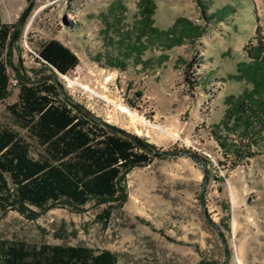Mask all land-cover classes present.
I'll return each instance as SVG.
<instances>
[{
    "label": "rangeland",
    "instance_id": "obj_1",
    "mask_svg": "<svg viewBox=\"0 0 264 264\" xmlns=\"http://www.w3.org/2000/svg\"><path fill=\"white\" fill-rule=\"evenodd\" d=\"M154 2L155 28L166 31L186 18L204 34L171 49L166 41L144 37L147 48L135 51L139 0H35L13 47L10 95L0 98V128L24 138L33 158L45 156V147L9 111L20 92L12 80L17 73L24 76L20 57L30 79L52 74L36 59L44 43L59 41L79 58L74 70L59 76L68 98L158 150H186L205 158L209 181L204 198V169L194 159L150 155L149 164L127 175L128 200L122 208L93 201L79 211L64 204L45 210L26 205L23 213L0 192L6 206H0V242L107 250L117 256V264H226L224 245L208 215L225 237L229 264H264V106L246 109L250 127L228 121V99L235 104L254 88L238 64L251 63L249 51L264 40V0ZM29 4L0 0L1 23L17 24ZM66 77L80 85H71ZM101 96L121 101L155 124L178 129L180 139L152 143L144 130L138 134L120 120ZM237 150L242 157H236ZM110 206L111 217H102Z\"/></svg>",
    "mask_w": 264,
    "mask_h": 264
},
{
    "label": "trees",
    "instance_id": "obj_2",
    "mask_svg": "<svg viewBox=\"0 0 264 264\" xmlns=\"http://www.w3.org/2000/svg\"><path fill=\"white\" fill-rule=\"evenodd\" d=\"M201 6L206 12L207 6L202 2ZM139 8L140 26L132 50L147 48L142 42L144 37L153 43L166 41V49H171L186 40L195 41L204 34L200 26L186 18L177 19L170 29L161 31L154 27V0H139ZM15 28L16 24L0 21L1 99L10 95L8 66L13 63L14 46L11 43ZM249 57L251 63H239L238 72L253 83V91L244 92L235 104L233 98L228 99L232 106L228 121L233 118L236 124L244 123L247 127L250 123L245 114L249 105L264 106L263 39L249 51ZM36 60L62 74L79 64L77 55L56 40L44 43ZM17 74L20 92L18 101L9 106V111L45 147L46 154L33 158L31 145L24 138L13 130L0 128V192L8 195L5 201H14L23 213L27 210L26 205L45 210L64 204L79 211L93 201L117 203L116 207L122 208L128 200L127 175L134 168L149 164L150 155L131 140L79 115L62 98L54 81L30 84ZM223 145L226 147V140ZM237 151L236 157H242ZM10 183L14 189L10 188ZM0 206L6 208L2 202ZM110 207L102 217H111L114 206ZM29 215L33 217L34 213L30 211ZM117 261V256L110 251L97 252L83 246L29 248L23 243L0 242V264H117Z\"/></svg>",
    "mask_w": 264,
    "mask_h": 264
},
{
    "label": "water",
    "instance_id": "obj_3",
    "mask_svg": "<svg viewBox=\"0 0 264 264\" xmlns=\"http://www.w3.org/2000/svg\"><path fill=\"white\" fill-rule=\"evenodd\" d=\"M35 4V0H31L29 6L24 10V12L22 13V15L19 18V21L16 24V28L14 30L13 33V38H12V46H18L19 44V34L20 31L22 29V27L25 25L33 7ZM20 62H21V68H22V72H23V77L25 79V81L27 83L30 84H36L39 83L40 81H54L57 86L60 89L62 98L66 101V103L73 108L79 115L83 116L85 119L91 121L92 123H96V124H101L102 126H104L106 129L121 135L129 140H131L132 142L136 143L144 152L148 153L149 155L153 156V157H158V156H171V157H177V156H189L192 159H194L203 169H204V174H205V178H204V183H203V193H202V198H204V194L206 191V187H207V183L209 181V172L205 167V158H203L202 156L198 155V154H194V153H190L189 151L186 150H179V151H175V152H167V151H163V150H158L153 144H151L149 141L143 140L140 137L126 131L123 130L117 126H114L104 120H102L101 118L97 117L96 115H94L91 111H89L88 109H86L84 106H82L81 104H78L76 102H74L73 100H71L70 98H68L67 93L65 91V87L64 85L61 83V81L59 80V76H60V72L57 70H54L52 72V74H50L49 76H43L40 77L38 79H30L27 75V70L26 68L23 66L21 57H20ZM207 219L209 220L210 224L213 226V228L216 230V232L219 234L221 241L224 245V249H225V254H226V264H229V259L231 257L230 255V251L227 247V243L225 240V237L220 229V227L215 224L210 217L207 215Z\"/></svg>",
    "mask_w": 264,
    "mask_h": 264
},
{
    "label": "bare ground",
    "instance_id": "obj_4",
    "mask_svg": "<svg viewBox=\"0 0 264 264\" xmlns=\"http://www.w3.org/2000/svg\"><path fill=\"white\" fill-rule=\"evenodd\" d=\"M114 76L115 75L112 76V79ZM66 79L71 85H80L76 80H73L70 77H66ZM85 90L89 92L91 96L97 95V93L91 90L89 87H85ZM101 97L116 108L117 117L122 121L128 122V124L136 133L140 134V130L142 129L147 133V135H150V141L152 143L163 145L170 142H176L180 139V131L178 129H171L166 126L155 124L142 116L138 111H135L124 103H121V101L110 98L109 96Z\"/></svg>",
    "mask_w": 264,
    "mask_h": 264
},
{
    "label": "built area",
    "instance_id": "obj_5",
    "mask_svg": "<svg viewBox=\"0 0 264 264\" xmlns=\"http://www.w3.org/2000/svg\"><path fill=\"white\" fill-rule=\"evenodd\" d=\"M12 84H13V86H18V85H20V80H19V78H14L13 80H12Z\"/></svg>",
    "mask_w": 264,
    "mask_h": 264
},
{
    "label": "crops",
    "instance_id": "obj_6",
    "mask_svg": "<svg viewBox=\"0 0 264 264\" xmlns=\"http://www.w3.org/2000/svg\"><path fill=\"white\" fill-rule=\"evenodd\" d=\"M40 49V48H39Z\"/></svg>",
    "mask_w": 264,
    "mask_h": 264
}]
</instances>
